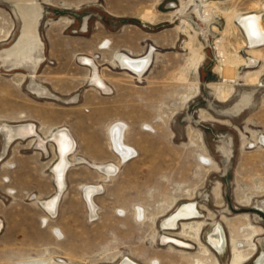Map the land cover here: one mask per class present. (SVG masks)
Instances as JSON below:
<instances>
[{
  "label": "rangeland",
  "instance_id": "374dc122",
  "mask_svg": "<svg viewBox=\"0 0 264 264\" xmlns=\"http://www.w3.org/2000/svg\"><path fill=\"white\" fill-rule=\"evenodd\" d=\"M32 1L45 56L34 79L58 99L32 94L29 75L1 60L0 264H230L234 245L255 264L264 252V44L249 47L240 20L259 14L264 28V0H0V51L18 41ZM223 51L248 65L224 67ZM150 52L141 77L117 64ZM83 58L109 91L91 83ZM244 93L247 108L225 113ZM23 123L37 136L5 154L2 127ZM117 123L135 152L125 163L108 136ZM60 130L74 152L49 210ZM107 165L117 172L105 176ZM90 186L102 189L94 215ZM187 205L195 218L173 224ZM217 228L222 254L208 241Z\"/></svg>",
  "mask_w": 264,
  "mask_h": 264
},
{
  "label": "bare ground",
  "instance_id": "6f19581e",
  "mask_svg": "<svg viewBox=\"0 0 264 264\" xmlns=\"http://www.w3.org/2000/svg\"><path fill=\"white\" fill-rule=\"evenodd\" d=\"M213 7V6H212ZM262 10L264 11V5H262ZM211 10L203 12L204 18L209 17ZM199 13V11H197ZM41 14L35 5H31L30 11L27 15V18L24 20V26L20 33L18 41L14 44L11 49H7L4 53L0 54V60L5 63V68L7 71L20 70L27 73L30 77V82L28 85V90L38 96H43L44 98H55L48 94L45 90L39 87L35 82V75L39 69L40 62L43 60V44L39 38L38 34V23L40 20ZM234 15L229 16L227 22V28H230L233 25ZM240 25L244 29L249 47H261L264 44V28L262 24V17L259 14L253 16H248L241 18ZM234 26V25H233ZM233 29V27H232ZM230 30V29H229ZM234 31V30H233ZM229 32V31H227ZM227 36V35H225ZM222 65L228 69L238 68L239 66L248 65L238 54H229L226 51H223L222 54ZM145 57V56H144ZM119 64L123 69H126L137 77H141L143 73L148 69L151 52L142 59L133 58L131 59L128 56H120ZM221 58V57H220ZM86 62V61H85ZM90 63V62H87ZM94 85H98L104 91H107L103 84L99 82L97 75L93 79ZM252 94L244 93L236 104L228 108L225 113L231 116H239L246 108L250 102ZM56 99V98H55ZM36 128V127H35ZM33 125L30 124H17V125H5L1 129V134L4 137V153L7 150L9 144L15 140H27V138L36 137V130ZM125 125L115 124L108 129V136L113 150L117 153V156L120 158V161L125 163L135 154L133 149L129 148L124 143L125 136ZM35 139V138H34ZM53 142L57 146L59 151L58 164L54 168V174L56 182L58 185V192L55 197L44 203L43 206L49 210H53L57 199L60 198V194L64 185V171L67 169V160L68 156L72 154L73 151V142L70 135L61 130L57 132L52 137ZM33 141V140H31ZM263 142V139H262ZM15 144V143H14ZM37 146L46 152V147L44 142L38 137ZM11 147V146H10ZM6 154V153H5ZM3 158V157H2ZM70 161V160H69ZM99 170L105 174V176H110L116 171V167L112 165H107L104 167H99ZM66 172V171H65ZM100 186H90L86 187L84 190V196L88 201L90 206L91 215H94L95 206L92 201V197L100 191ZM102 190V189H101ZM196 213L193 212V207L187 205L178 210L177 214L174 217H171V222L174 224L177 220H188L190 218H195ZM168 224L173 226V224ZM165 225V224H164ZM192 230V228H190ZM199 229V228H198ZM194 229L195 232L198 230ZM166 240L162 242L165 243ZM208 241L212 247H214L219 254L224 252V239L223 234L220 229H215L213 233L208 238ZM185 246V245H184ZM235 250L233 251V257L230 264H246L251 256L243 253V251H238L239 246L234 245ZM190 263V262H189ZM121 264H133L129 261H124ZM191 264V263H190ZM255 264H264V253L259 256V260Z\"/></svg>",
  "mask_w": 264,
  "mask_h": 264
},
{
  "label": "crops",
  "instance_id": "0c3cea01",
  "mask_svg": "<svg viewBox=\"0 0 264 264\" xmlns=\"http://www.w3.org/2000/svg\"><path fill=\"white\" fill-rule=\"evenodd\" d=\"M32 4H33V1H32ZM34 5V4H33ZM86 28H87V26H86V23H84V25H83V28H82V31L84 32L85 30H86ZM38 29V28H37ZM6 38L7 37H9V34L8 35H6L5 36ZM19 38V35H18V37L15 39L16 41H17V39ZM41 40V39H40ZM16 41H14L13 43H15ZM42 42V41H41ZM43 44V43H42ZM12 47H13V44H12ZM12 47H10L9 49H11ZM103 47L105 48V47H107V44H104L103 45ZM7 50V48L6 49H4V50H1L0 51V54H2V53H4L5 51ZM45 61V56H44V45H43V60L40 62V66H41V64L43 63ZM86 61V62H85ZM3 62V61H2ZM80 62H82L83 64H85V65H90L91 66V68H92V71H93V75L95 76V75H97L96 74V66L94 65V63L91 61V60H89V59H87V58H83V59H81V61ZM87 62H90V63H87ZM117 64H119L118 62H117ZM1 60H0V67H1ZM120 65V64H119ZM4 68H5V63L3 62V65H2ZM39 66V67H40ZM121 67V66H120ZM2 68V67H1ZM122 68V67H121ZM123 69V68H122ZM5 70H6V68H5ZM123 70H126V69H123ZM7 71V70H6ZM135 75V74H134ZM94 76H92V78H91V83H93V79H94ZM98 78V77H97ZM99 79V78H98ZM99 82L101 83V84H103V82L99 79ZM94 84V83H93ZM38 85V84H37ZM104 85V84H103ZM95 86H97V87H99L98 85H95ZM40 88H42L43 90H45L48 94H50L51 96H53V97H55L56 99H58L56 96H54V95H52L46 88H43V87H41V86H39ZM104 87L106 88V86L104 85ZM100 88V87H99ZM101 89V88H100ZM103 90V89H102ZM106 90L107 91H109L107 88H106ZM33 94V93H32ZM34 95H36V94H34ZM37 97H40V98H44L43 96H38V95H36ZM72 102H75V98L74 99H72L71 100ZM61 131V130H60ZM60 131H57V132H60ZM56 132V133H57ZM55 133V134H56ZM54 136V135H53Z\"/></svg>",
  "mask_w": 264,
  "mask_h": 264
},
{
  "label": "flooded vegetation",
  "instance_id": "af4514ba",
  "mask_svg": "<svg viewBox=\"0 0 264 264\" xmlns=\"http://www.w3.org/2000/svg\"><path fill=\"white\" fill-rule=\"evenodd\" d=\"M263 253H264V252H263ZM259 256H260V255H259ZM259 256H258V258L256 259V261L259 260ZM250 259H251V258H250ZM255 263H256V262H255Z\"/></svg>",
  "mask_w": 264,
  "mask_h": 264
}]
</instances>
